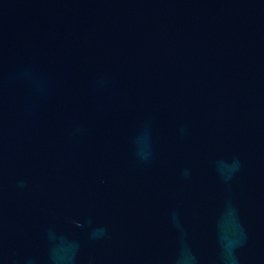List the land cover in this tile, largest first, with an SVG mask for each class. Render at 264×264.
<instances>
[{"label":"water","instance_id":"1","mask_svg":"<svg viewBox=\"0 0 264 264\" xmlns=\"http://www.w3.org/2000/svg\"><path fill=\"white\" fill-rule=\"evenodd\" d=\"M0 264H264V0H0Z\"/></svg>","mask_w":264,"mask_h":264}]
</instances>
